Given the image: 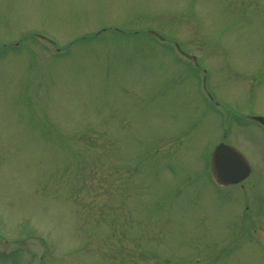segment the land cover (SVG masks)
Masks as SVG:
<instances>
[{
    "label": "rangeland",
    "instance_id": "374dc122",
    "mask_svg": "<svg viewBox=\"0 0 264 264\" xmlns=\"http://www.w3.org/2000/svg\"><path fill=\"white\" fill-rule=\"evenodd\" d=\"M254 117L264 0H0V264H264Z\"/></svg>",
    "mask_w": 264,
    "mask_h": 264
},
{
    "label": "water",
    "instance_id": "95a60500",
    "mask_svg": "<svg viewBox=\"0 0 264 264\" xmlns=\"http://www.w3.org/2000/svg\"><path fill=\"white\" fill-rule=\"evenodd\" d=\"M264 126V118H255ZM248 159L228 144L218 145L212 152L211 171L215 182L222 187L237 185L251 175Z\"/></svg>",
    "mask_w": 264,
    "mask_h": 264
},
{
    "label": "flooded vegetation",
    "instance_id": "af4514ba",
    "mask_svg": "<svg viewBox=\"0 0 264 264\" xmlns=\"http://www.w3.org/2000/svg\"><path fill=\"white\" fill-rule=\"evenodd\" d=\"M254 121V120H253ZM255 122V121H254Z\"/></svg>",
    "mask_w": 264,
    "mask_h": 264
}]
</instances>
